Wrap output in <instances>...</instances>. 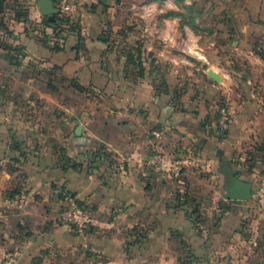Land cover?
<instances>
[{
	"label": "crops",
	"instance_id": "crops-1",
	"mask_svg": "<svg viewBox=\"0 0 264 264\" xmlns=\"http://www.w3.org/2000/svg\"><path fill=\"white\" fill-rule=\"evenodd\" d=\"M53 2L6 0L0 13V254L264 264V0L222 6L210 40L190 0H133L137 22L118 0H78L72 29L45 23ZM158 149L183 162L178 173L149 166ZM224 170L252 199L225 197ZM71 197L91 217L82 235L59 218Z\"/></svg>",
	"mask_w": 264,
	"mask_h": 264
},
{
	"label": "built area",
	"instance_id": "built-area-1",
	"mask_svg": "<svg viewBox=\"0 0 264 264\" xmlns=\"http://www.w3.org/2000/svg\"><path fill=\"white\" fill-rule=\"evenodd\" d=\"M54 8L57 10V15L74 21L78 18L79 4L78 0H55ZM231 120V112L226 103H221L217 112V129L218 137L223 138L227 134ZM159 135L158 132H155ZM183 162L176 163L170 159L169 155L162 149H158L148 160L151 166L159 176H162L166 171L172 170L178 173ZM258 198L264 200V174L259 177L258 181ZM60 220L68 225L72 231L77 234H84L91 227V217L89 211L84 206V203L76 197H71L62 205L59 212ZM257 245V243H254ZM11 257L0 254V264H11Z\"/></svg>",
	"mask_w": 264,
	"mask_h": 264
},
{
	"label": "rangeland",
	"instance_id": "rangeland-1",
	"mask_svg": "<svg viewBox=\"0 0 264 264\" xmlns=\"http://www.w3.org/2000/svg\"><path fill=\"white\" fill-rule=\"evenodd\" d=\"M177 1H178L177 4L179 7L182 5H185L184 0H177ZM220 1L219 0H190L191 5L193 6V10L196 11V16L200 18V21H196L195 15H194V18H193L194 26H196L195 28H198L201 31H203V35L206 36L208 40H210L209 37H212V38L218 37V33L217 34L215 33V30L213 29V27L216 28L219 21L227 20V16H226L227 14L221 8L222 6H225L227 9V7L229 6L227 3H223V1L221 2ZM118 2L119 4H121L123 8L128 10L131 20L133 22H137L138 15L134 13L136 7L132 8V5H131L133 3V0L132 1L131 0H118ZM197 51L203 52L201 49L196 47L195 49L192 50V55L196 57H201L202 55L198 53ZM228 241L231 242L232 240L229 238ZM227 256L231 258L230 253L226 254V257Z\"/></svg>",
	"mask_w": 264,
	"mask_h": 264
},
{
	"label": "water",
	"instance_id": "water-1",
	"mask_svg": "<svg viewBox=\"0 0 264 264\" xmlns=\"http://www.w3.org/2000/svg\"><path fill=\"white\" fill-rule=\"evenodd\" d=\"M46 13L51 15L53 19L57 14V10L54 8L53 4L46 10ZM209 75L215 79H218L217 74L213 71H209ZM226 193L225 197L230 200H250L253 196L252 184L248 181H243L237 177L232 171H226ZM230 181V182H228Z\"/></svg>",
	"mask_w": 264,
	"mask_h": 264
},
{
	"label": "trees",
	"instance_id": "trees-1",
	"mask_svg": "<svg viewBox=\"0 0 264 264\" xmlns=\"http://www.w3.org/2000/svg\"><path fill=\"white\" fill-rule=\"evenodd\" d=\"M238 1L239 0H226V3L227 4H230V5H234L235 4L234 6H237V2ZM5 2H6V0H0V13H2L3 10H4V4H5ZM54 2H55V0H54ZM45 23L46 24H56L59 28L62 25H64V24L70 25L69 27L71 29L74 28V26H75L74 21H71L70 19H67V18H63V17H61V16H59L57 14L54 16V19L53 20L47 19V20H45ZM2 27L5 28L4 23L2 24ZM259 42H262V41H259ZM260 53H261V55H263V49L262 48H261ZM76 86H78V85H76ZM218 108H219V105H218ZM220 138H222V137L220 136Z\"/></svg>",
	"mask_w": 264,
	"mask_h": 264
}]
</instances>
